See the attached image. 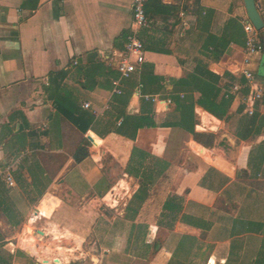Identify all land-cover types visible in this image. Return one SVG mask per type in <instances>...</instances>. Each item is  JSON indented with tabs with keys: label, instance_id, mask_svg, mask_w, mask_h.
<instances>
[{
	"label": "crops",
	"instance_id": "obj_1",
	"mask_svg": "<svg viewBox=\"0 0 264 264\" xmlns=\"http://www.w3.org/2000/svg\"><path fill=\"white\" fill-rule=\"evenodd\" d=\"M130 5L0 0V264H264V27L244 64L243 0H147L143 33ZM197 71L221 119L173 84Z\"/></svg>",
	"mask_w": 264,
	"mask_h": 264
},
{
	"label": "built area",
	"instance_id": "obj_2",
	"mask_svg": "<svg viewBox=\"0 0 264 264\" xmlns=\"http://www.w3.org/2000/svg\"><path fill=\"white\" fill-rule=\"evenodd\" d=\"M147 0H131L130 11L132 17V23L135 30L147 29L150 26V21L146 16L145 6ZM264 22V17H262ZM243 30L246 33V41L243 47L244 59L243 63L248 64L249 59L252 55L261 53L263 51V45L258 40V31L254 26L246 21L243 24ZM143 45L137 38L135 33H131L127 37V43L125 45L124 52L120 60L116 63V70L118 76L111 80L112 94L121 95L123 93V82L128 80L133 73L139 70L140 65L144 62L143 57ZM242 74L245 79L250 83L255 80L252 72L248 69H243ZM238 89V87H234ZM262 94L261 88H251L250 93L247 95L245 101L247 106V113L252 114L253 105ZM147 98V97H146ZM84 108H88L87 103H83ZM0 176H4L8 185L13 184L12 177L8 172V169L0 167Z\"/></svg>",
	"mask_w": 264,
	"mask_h": 264
},
{
	"label": "trees",
	"instance_id": "obj_3",
	"mask_svg": "<svg viewBox=\"0 0 264 264\" xmlns=\"http://www.w3.org/2000/svg\"><path fill=\"white\" fill-rule=\"evenodd\" d=\"M144 31L145 29L141 30V33H143ZM218 79L219 78L216 75L210 72L197 71L193 74L188 75L186 79L174 80L173 84L175 86H181V87L186 86L185 89H189L191 92L192 91L198 92L199 98L196 101L197 105L203 108L211 115H213L214 117L221 119L226 113V109L231 101V96L229 95L226 97V99L216 102L219 89L215 86L214 81H218ZM173 101L176 105V108L180 109L181 103L178 101V99L174 98ZM190 110H191V114L187 112ZM192 110H193L192 104L185 107V113L188 115L189 119H191L190 115H192ZM194 137L196 138L197 135L195 134Z\"/></svg>",
	"mask_w": 264,
	"mask_h": 264
},
{
	"label": "water",
	"instance_id": "obj_4",
	"mask_svg": "<svg viewBox=\"0 0 264 264\" xmlns=\"http://www.w3.org/2000/svg\"><path fill=\"white\" fill-rule=\"evenodd\" d=\"M248 21L259 31L264 27V22L260 16L254 0H243Z\"/></svg>",
	"mask_w": 264,
	"mask_h": 264
}]
</instances>
